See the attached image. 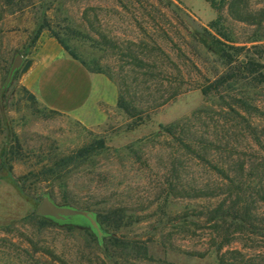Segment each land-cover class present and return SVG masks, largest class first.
Here are the masks:
<instances>
[{"label": "rangeland", "instance_id": "374dc122", "mask_svg": "<svg viewBox=\"0 0 264 264\" xmlns=\"http://www.w3.org/2000/svg\"><path fill=\"white\" fill-rule=\"evenodd\" d=\"M232 1L0 0V264H264V82L205 93L227 68L203 28L264 44V0H241L243 21ZM55 46L95 77L87 121L31 84ZM45 194L95 214L109 256L91 232L36 217Z\"/></svg>", "mask_w": 264, "mask_h": 264}, {"label": "trees", "instance_id": "16d2710c", "mask_svg": "<svg viewBox=\"0 0 264 264\" xmlns=\"http://www.w3.org/2000/svg\"><path fill=\"white\" fill-rule=\"evenodd\" d=\"M7 1L13 2L15 0H7ZM206 1L209 2L214 9L219 10L220 7L222 5H224V2L226 0H206ZM240 1L241 0H233L232 2H229V7H230L231 14L234 15V17L237 20L243 21V18L241 16V12L239 9V2ZM218 25H219V21L213 22L210 25V28L213 29L218 35L225 38L224 34L218 29ZM43 29H44V27H39L37 29V31H36L37 36L40 35V33L42 32ZM203 31L206 34V37L212 39V43H210V45L216 47V51H217V54H218L221 62L227 68L226 74H224L222 77L218 78L212 84V86H210L208 88V90L205 92L206 94H209L213 90V87L216 90H219L223 86H227V85L229 86L232 83L237 84V83H241L244 81H249L252 83H263L264 82V63L262 62V59L264 58V44H256L252 48H249V49L246 47L231 46V45L219 40L211 32H209L206 28H203ZM56 37H58V36H56ZM58 39H59V37H58ZM225 39H227L226 41L231 42L230 40H228L227 37ZM204 41H205V39H203V42ZM245 50H247L248 52H250V50H254L255 51L253 54L254 56L244 55L243 53ZM70 56L79 59L75 55H70ZM242 56L245 57V60H241ZM16 74H17V72H16ZM15 75H14V78H15ZM10 85H11V83H9L4 88V90H6ZM169 133L172 135H175L173 130H169ZM87 151H88V149L81 151L79 156H83V154H86ZM9 155H10V153H8L7 151H5L2 154L1 160H0L2 166H5L7 164V162L10 160ZM72 159L73 158H71L70 160H72ZM11 179L13 182L16 183V180L14 178H11ZM237 192H238L237 193L238 196L241 197L242 196L241 191L238 190ZM68 207H70V206H68ZM72 208H74V207H72ZM230 213H232L234 215V216L232 215L234 217V220H239L241 225L245 224L244 223L245 221L240 216L241 215L240 213H242V212L237 210L234 206L231 208L229 215H230ZM247 213L248 212L246 211L245 214L247 215ZM94 216H95V218H96V220L100 226V230L102 231V233H104L102 230V224L99 221V218L95 214H94ZM39 219L43 222H47V223L55 225V226L67 227L68 229H82V230H86V231L91 232V234L93 235V237L95 238V240L97 241L99 246L101 247V250L103 251V253L109 256L108 248L105 244L106 234L104 233L100 236L98 231L91 225V222L87 218H85L83 216H77V217H73L71 219H68L65 222H57V221H54L52 219L40 218V217H39ZM120 219H121V217H120ZM228 254L229 253H225L221 257L220 264H230L229 259L227 257ZM232 254L241 255L240 252H238V251L233 252ZM245 262L246 261L243 260V262L240 264H248L247 262L246 263Z\"/></svg>", "mask_w": 264, "mask_h": 264}, {"label": "crops", "instance_id": "0c3cea01", "mask_svg": "<svg viewBox=\"0 0 264 264\" xmlns=\"http://www.w3.org/2000/svg\"><path fill=\"white\" fill-rule=\"evenodd\" d=\"M36 66L31 84L41 103L53 112L87 121L96 90L95 77L88 67L58 46L43 50Z\"/></svg>", "mask_w": 264, "mask_h": 264}, {"label": "water", "instance_id": "95a60500", "mask_svg": "<svg viewBox=\"0 0 264 264\" xmlns=\"http://www.w3.org/2000/svg\"><path fill=\"white\" fill-rule=\"evenodd\" d=\"M23 63V56L17 54L9 71L8 78L4 84V88L12 82L14 75L21 69ZM4 88L2 89V91L4 90ZM35 215L40 218L52 219L57 222H65L66 220L71 219L73 217L83 216L91 222V225L98 231L100 236L103 234L92 212L68 206H61L57 204L49 194H45L43 196V200L40 206L38 207Z\"/></svg>", "mask_w": 264, "mask_h": 264}]
</instances>
